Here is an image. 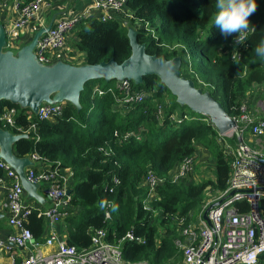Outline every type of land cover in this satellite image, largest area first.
Wrapping results in <instances>:
<instances>
[{"label": "trees", "instance_id": "1", "mask_svg": "<svg viewBox=\"0 0 264 264\" xmlns=\"http://www.w3.org/2000/svg\"><path fill=\"white\" fill-rule=\"evenodd\" d=\"M215 2L126 0V8L133 19L147 24L137 30V41L145 45L146 54L164 56L167 60L179 57L181 77L208 92L230 117H235L247 92L253 86L264 85V58L254 52L255 46L264 40V0H256L257 11L249 18L255 31L248 33L245 48L238 50L236 60L230 59L236 34L225 40L215 27ZM127 28L117 20L84 21L74 34L75 49L84 55L87 64L110 59L120 64L131 54ZM115 83L103 80L85 83L80 93L81 109L77 111L67 103L62 115L51 121H39L34 116L27 119L29 109L1 101L0 119L5 107L15 108L17 115L14 127L5 126L0 120V128L13 135H27L13 145L19 158L37 155L51 168L72 170L73 182L69 187L72 212L63 221L67 245L78 251L88 249L91 235L97 229L105 230L109 243H117L131 233L142 242L121 243L125 263L178 264L182 259V251L175 245V240L181 238L179 220L183 219L185 225L191 221L189 213L202 205L206 189L214 193L226 188L229 157L218 145L217 131L207 117L184 107L191 119L180 124L171 122L170 115L180 106L173 96V101L168 105L166 102L164 107L163 96L171 93L156 76L144 77L140 86L131 83L133 90L145 92L146 98L141 104L128 107L124 114L116 108L111 93L92 94L98 86L104 90L112 88L120 97ZM183 116H187L184 110L179 117ZM32 124L35 130L27 132ZM115 132L141 134V139L131 136L122 141L120 135L114 136ZM230 142L234 144V140ZM195 145H201L214 158L215 180L197 184L186 179L177 184L166 180L157 187L158 200L152 202V209L145 210L146 173L151 171L157 178L166 179L184 158L194 154ZM238 206L247 208L244 204ZM259 209L264 218V199ZM106 211L110 220H105ZM27 227L36 242L44 241V222L36 211L28 217ZM258 264H264V254Z\"/></svg>", "mask_w": 264, "mask_h": 264}, {"label": "built area", "instance_id": "2", "mask_svg": "<svg viewBox=\"0 0 264 264\" xmlns=\"http://www.w3.org/2000/svg\"><path fill=\"white\" fill-rule=\"evenodd\" d=\"M44 4V0H0V7L10 8L16 14V19L9 29H6L7 49H10L17 33L33 21ZM94 11H101L100 17L95 18L102 22L117 20L125 27L138 30L147 27V24L133 19L132 13L126 8V0H92L91 11L70 15H61L54 20L51 28L37 40L33 53L37 61L42 65H51L62 60L61 55L67 49L69 38L74 35L84 21L91 20ZM122 14V19H119ZM116 15V16H115ZM250 33V32H249ZM244 45L232 46L231 60L239 58L238 50ZM64 62V61H63ZM66 63V62H65ZM129 80L116 81L115 88L121 92L117 97L112 88L101 89L96 86L92 94L102 96L111 93L115 97L116 108L125 110L133 105L141 104L145 98V92L135 91ZM245 100L240 104L238 114L231 119L235 122V128L225 134L217 136L220 145L227 157H229V176L226 188L219 192L207 191V201L196 214V220H179L181 238L175 240V245L182 251V259L178 264H258L259 257L264 254V218L259 209V203L264 199V102L260 101L251 106ZM66 103L49 104L43 102L36 114H28L27 119L33 116L39 121H51L60 117ZM126 113V112H124ZM158 114L162 116L161 111ZM17 110L5 107L1 115V121L5 126L14 127ZM172 123L180 124L183 120H190V116L176 117L170 115ZM34 124L28 131H34ZM24 132V133H27ZM120 135L122 141L131 136L137 140L141 134L114 133ZM230 140H234L231 144ZM233 146H231V145ZM192 156L184 158L167 178H157L151 171L146 173L144 187L147 189L143 208L150 211L152 202L158 200L157 187L166 180L177 184L193 174L198 152L204 149L201 145H195ZM31 162L42 163V167L35 169L29 166L25 169L26 179L32 184H38L42 194L49 200V206L37 212V217L44 222V231H49L45 238L44 246L55 249L47 253H40L33 234L27 227L28 217L34 211L23 202L25 191L21 185L19 176L12 167L0 159V188L7 181L6 200L3 207L6 209L7 225L11 232L4 238L0 237V253H11L13 250H23L32 247L37 249L29 253L18 264H147L146 262L125 263L121 253L123 241L142 242L134 238L131 233L117 243H109L105 240L106 232L103 229L93 231L91 246L88 249L78 251L75 247L65 243L55 231L57 224L68 215L70 208V195L64 183L62 168H45L47 161L37 155L29 156ZM118 183L117 179L113 180ZM244 204L247 206H238ZM109 207V203H107ZM212 206V207H211ZM211 207V208H210ZM206 219L204 215L207 211ZM191 212L189 216H191ZM105 220H110V215L105 212ZM34 239V242L32 240ZM4 264V263H0Z\"/></svg>", "mask_w": 264, "mask_h": 264}, {"label": "water", "instance_id": "3", "mask_svg": "<svg viewBox=\"0 0 264 264\" xmlns=\"http://www.w3.org/2000/svg\"><path fill=\"white\" fill-rule=\"evenodd\" d=\"M51 26L52 22L47 27L39 29L29 44L13 52L6 50V34L4 27L0 25V102L7 101L22 109H29L33 114L37 113L43 102L68 103L79 111L80 93L85 83L89 81L103 80L109 83L129 80L140 86L144 77L156 76L175 97L180 107H186L195 114L208 117L219 135L235 128L234 120L219 102L208 92L195 88L191 80L181 77L182 63L179 57L167 60L164 56L146 54L145 45L138 43V33L132 27L127 28L126 35L131 54L120 64L113 59L94 65L84 63L74 66L61 60L51 65L40 64L33 50L39 37ZM23 138H27V135H13L8 130L0 128V159L8 163L19 176L27 198L42 201L37 194L39 185L30 183L25 176V168L32 166V163L26 157L19 158L13 150V145ZM70 194L71 191L68 190L67 195ZM210 208L207 209L204 219Z\"/></svg>", "mask_w": 264, "mask_h": 264}, {"label": "crops", "instance_id": "4", "mask_svg": "<svg viewBox=\"0 0 264 264\" xmlns=\"http://www.w3.org/2000/svg\"><path fill=\"white\" fill-rule=\"evenodd\" d=\"M91 6H92V0H44V4L41 8V13L37 15V17L31 21L27 26H25L22 30H20L17 33V39H15L14 43L12 44L10 49L6 50H11L13 52L18 51L21 47L29 44L32 41V38L39 29L47 27L49 24H53L54 20L57 19L61 15H78L81 14L82 12H89L91 11ZM102 14L101 11H94V13L89 16V19H95L100 17ZM116 16V15H115ZM119 19H122V14H119L118 16ZM16 19V14L11 10L9 7L8 8H3L0 7V25L4 27V30L9 29L12 22ZM77 42V39L75 38V35H72L67 44V49L64 51V54L61 55V58L64 62L71 64V61H74L75 64H71L74 66H79L85 63V58L84 55L79 53L75 49V44ZM7 44V43H6ZM259 87L264 86V85H258ZM258 86H253L250 91V93L247 92L245 96V100H247L249 103H254L255 99L258 100L256 104L259 102L261 99V96L258 91ZM253 92H255L254 95H257L255 98H251V94L253 95ZM250 93V94H249ZM175 116H179L178 110L175 112ZM202 152H208L207 150H202ZM210 153V152H209ZM200 152H198V155ZM206 156L203 157V154L201 153V156L196 158V162L194 165V171L193 174L188 178V182L192 183H201L198 179V174H196V171L200 169L199 165L201 160H206L209 159L210 161H214V158L211 157L210 155L205 158ZM28 160L31 162V158L28 156L26 157ZM32 163V166L35 169H39L42 167V163ZM212 167L214 163L211 164ZM45 168L49 167V164L44 165ZM29 167V166H28ZM27 168V167H26ZM25 168V169H26ZM207 173V172H203ZM63 176H64V183L66 187L69 190V187L71 186L73 182V172L70 169H64L63 170ZM7 181H4V185L0 188V215H2V218H0V237L4 238L6 237L10 232L11 229L7 225V211L3 207V204L5 203L6 200V188H7ZM37 194L43 199L42 201H38L36 198H27V194H24L23 197V202L29 206L31 209L34 211H39V210H44L49 206V200L42 194V191L40 190V187L37 189ZM71 209V208H69ZM68 214L71 213L72 211H67ZM75 212V211H74ZM65 218V217H64ZM64 218L61 220L59 224L56 225L55 231L57 232L58 236L63 239L65 236V226H64ZM49 231L44 232L43 238L45 241V238L48 236ZM44 241L39 243L36 242V244H41L38 246V251L40 253H47L50 252L51 250L55 249V245L48 247L44 246ZM37 249H33L32 247L28 249H23V250H13L11 253H6V252H1L0 253V263L4 264H18L24 257H26L29 253L35 252Z\"/></svg>", "mask_w": 264, "mask_h": 264}, {"label": "clouds", "instance_id": "5", "mask_svg": "<svg viewBox=\"0 0 264 264\" xmlns=\"http://www.w3.org/2000/svg\"><path fill=\"white\" fill-rule=\"evenodd\" d=\"M215 7L217 9L214 18L215 27L220 30L225 40L236 34L233 46L244 45L248 33L255 31L249 18L257 11L256 0H216ZM254 52L257 57L264 58V40L255 46ZM113 210H116L115 206Z\"/></svg>", "mask_w": 264, "mask_h": 264}, {"label": "rangeland", "instance_id": "6", "mask_svg": "<svg viewBox=\"0 0 264 264\" xmlns=\"http://www.w3.org/2000/svg\"><path fill=\"white\" fill-rule=\"evenodd\" d=\"M71 64H75V62L74 61H71L70 62ZM96 82V81H95ZM96 86V85H95ZM259 87V86H258ZM252 91H250V93H251ZM255 92H259V94H260V96H261V99H260V101H262V102H264V86H261V87H259L258 88V91H255ZM255 92H253V95L251 94V98H255L257 95H254L255 94ZM249 93V94H250ZM163 99H164V101L163 102H165V103H163L164 104V107H165V105H166V102H167V105L168 104H170V102L171 101H173V96H171V95H168V94H166V97H165V95L163 96ZM258 100H256L255 99V101H254V103H250L249 105H251V106H253L254 104H255V102H257ZM164 107H163V105H161V111H163L164 110ZM127 110H128V108L127 109H123V110H120L123 114H124V112H127ZM185 111L186 112V114L188 115V111H187V109L186 108H184V107H180L179 109H178V113H179V115L181 114V112L182 111ZM188 116H191V114H189ZM177 117H179V116H177ZM208 118V117H207ZM209 119V118H208ZM218 133V132H217ZM231 145V144H230ZM232 146V145H231ZM233 147V146H232ZM202 150H204V149H202ZM202 150H200L199 152H200V154L198 155V157H200L201 156V153L203 154V157L204 156H206L205 158H207L209 155H210V153L209 152H202ZM211 157H212V155H211ZM199 162H201L200 163V165H199V167H200V169H198L197 171H196V174H198V179H199V181L200 182H205V181H214L215 180V175H214V165H213V167H212V163H214V161H210L209 159H206V160H201V161H199ZM203 172H207V173H203ZM207 191H209V189H206L205 190V193H203V200L204 201H207L208 199H209V197H211L212 196V193H211V196H208L207 195ZM198 210H199V207H196V208H194L192 211H190L191 212V220H196V214H197V212H198Z\"/></svg>", "mask_w": 264, "mask_h": 264}]
</instances>
